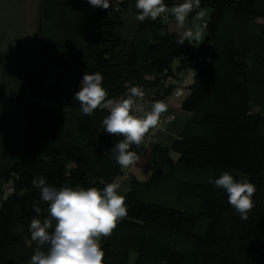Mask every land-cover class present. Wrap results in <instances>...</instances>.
Segmentation results:
<instances>
[{"label": "trees", "instance_id": "16d2710c", "mask_svg": "<svg viewBox=\"0 0 264 264\" xmlns=\"http://www.w3.org/2000/svg\"><path fill=\"white\" fill-rule=\"evenodd\" d=\"M109 2L121 10L41 0L35 62L14 80V115L0 130V264H28L34 254L30 223L48 215L34 178L103 191L123 175L114 150L123 137L105 132L108 111L84 115L74 99L83 74L99 72L108 99L136 86L163 101L204 57L180 104L189 117L179 137L151 145L146 181L129 178L127 215L100 238L102 264H264V0H200L188 17L211 14L191 47L161 16L138 21L137 9L125 33L127 2ZM183 2L164 0L169 9ZM50 69L58 74L48 81ZM224 171L255 185L246 220L209 183Z\"/></svg>", "mask_w": 264, "mask_h": 264}, {"label": "clouds", "instance_id": "9594fccd", "mask_svg": "<svg viewBox=\"0 0 264 264\" xmlns=\"http://www.w3.org/2000/svg\"><path fill=\"white\" fill-rule=\"evenodd\" d=\"M87 3L94 9L108 10L111 7L109 0H87ZM135 7L139 11L136 19L140 22L146 19L155 21L162 14L170 12L178 26L184 28L189 14L200 9V0H184L171 9L164 0H136ZM204 15L205 12L200 10L196 18L202 20ZM201 36L199 26L195 30L188 28L177 43L182 46L185 41L200 40ZM102 82L103 76L99 72H85L74 99L79 102L84 115L91 116L97 109L108 111L102 123L105 132L123 137L114 146L117 153L115 159L122 168L127 169L135 166L140 159L129 150L130 147L141 145L146 134L158 128L167 105L163 101H155L151 110L145 111L137 103V100H143L145 94L136 86L127 89L126 98L108 99ZM134 108L142 115H134ZM209 183L224 189L229 205L242 219L248 218V213L254 207L252 197L256 188L253 183L247 178L235 180L229 171H224L218 179L209 180ZM32 184L40 190L41 200L47 203L48 215L43 220L34 218L30 223L31 240L36 242L30 264H102L104 253L100 238L110 236L118 222L127 215L125 197L117 193L118 186L109 183L103 191L96 187L85 190L66 185L57 188L48 185L42 177L34 178ZM33 210L37 214L41 212L36 206ZM45 245L47 251L42 250Z\"/></svg>", "mask_w": 264, "mask_h": 264}, {"label": "rangeland", "instance_id": "374dc122", "mask_svg": "<svg viewBox=\"0 0 264 264\" xmlns=\"http://www.w3.org/2000/svg\"><path fill=\"white\" fill-rule=\"evenodd\" d=\"M125 2H127L129 6V10L124 16L126 22L125 33H129V31L133 29L135 23L134 11L136 10V0H125ZM40 3L41 0H0V130L14 115L12 96L14 80L17 79L18 75H22L28 71L35 62L36 33ZM121 8L122 7H119L117 3H111V7L108 10H110V12H115L121 10ZM202 10L205 12L203 19H197L196 16L191 18L187 17L184 28L178 26L174 16L170 12L162 14L161 18L168 25L170 31L180 35L188 28L195 30L196 27L199 26L202 32L201 39L198 41H185L184 43L185 46L191 47L203 41L205 36L204 24L209 20L211 9L204 8ZM258 22L264 23L262 20ZM188 57L189 55L184 56L185 59ZM203 60L205 61L206 57H204ZM177 62V60L174 61L172 65L173 69H175ZM203 62L195 65L192 69L181 75L182 80L180 83H177V87H179V89L182 88L183 96L180 98L173 97L176 88L172 95H169L163 100L167 105V111L163 113L162 116L171 118V123L168 125L170 121L166 122L163 120L158 129H151L149 131L150 136L146 137L144 141L151 143L153 139L151 135L163 127H165L166 133H161L156 139L162 145L169 147L171 142L179 137L178 135L189 117L188 113L180 109V104L187 95V87L192 84L193 76ZM57 74L58 71L56 69H50L47 74V80L51 81ZM154 96V91H148L145 93L143 100H137V103L140 104L145 111H150L154 103ZM133 113L134 115H142V113H137L135 108L133 109ZM165 124H167V126H165ZM172 158L175 159L176 156L172 155ZM129 169H131V167L127 169L123 168L122 177L117 179V193L119 195L125 196L127 193L129 180L125 177ZM140 180L144 179L140 176ZM233 212L238 214L234 208Z\"/></svg>", "mask_w": 264, "mask_h": 264}, {"label": "crops", "instance_id": "0c3cea01", "mask_svg": "<svg viewBox=\"0 0 264 264\" xmlns=\"http://www.w3.org/2000/svg\"><path fill=\"white\" fill-rule=\"evenodd\" d=\"M171 121L168 123V125L171 123ZM165 126H167V124H165ZM182 129H183V127H182ZM161 133L162 134L166 133L165 127L159 129L158 131H156L155 133H153L151 135L153 137L151 143L143 141V143L138 147V150H137L136 154L140 157V159L136 163L135 166H132L131 169H129V172H128V174H127V176L125 178H127L129 180V178L131 176H133L134 178H136L139 181H146L151 176V174H152L151 166L148 163V157H149V152H150V149H151V145L152 144H159L161 146L168 147V146L162 145L161 143H159L156 140L157 137H159V135ZM148 136H150V132L147 133L146 137H148ZM140 176L144 180H140ZM128 189H129V184H128Z\"/></svg>", "mask_w": 264, "mask_h": 264}, {"label": "built area", "instance_id": "2783aa9c", "mask_svg": "<svg viewBox=\"0 0 264 264\" xmlns=\"http://www.w3.org/2000/svg\"><path fill=\"white\" fill-rule=\"evenodd\" d=\"M182 95H183V91H182V89H179V88L176 89V90L174 91V93H173V97H174V98H180ZM163 120L166 121V122H169V121L171 120V118H169V117H163V116H162L161 122H162ZM161 122H160V123H161ZM159 125H160V124H159ZM158 128H159V126H158ZM158 128H154V129H158ZM121 177H122V176H121ZM121 177H120V178H121ZM117 181H118V180L116 179L113 183L116 184V185L118 186Z\"/></svg>", "mask_w": 264, "mask_h": 264}]
</instances>
